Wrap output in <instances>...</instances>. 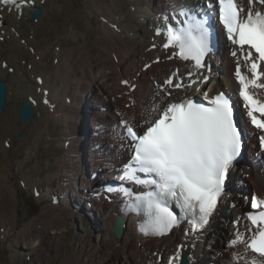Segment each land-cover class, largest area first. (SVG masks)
Returning <instances> with one entry per match:
<instances>
[{
  "label": "bare ground",
  "instance_id": "obj_1",
  "mask_svg": "<svg viewBox=\"0 0 264 264\" xmlns=\"http://www.w3.org/2000/svg\"><path fill=\"white\" fill-rule=\"evenodd\" d=\"M25 1L22 12L0 5V78L9 84L7 103L0 118V202L13 215L9 223L4 218L3 203L0 204L3 210L0 230L8 227L4 233L0 231V236L7 245L6 250H13L11 263L29 258L30 264H53L54 261H59L58 264H168V258L183 244L182 256L188 253L189 264H235L232 256L243 248H228V242L233 238L237 221L239 230L250 235L245 206L251 196L264 198V151L258 147L259 133L249 126L247 110L239 96L240 85L234 75L237 59L231 55L234 46L220 29L219 17L213 19L216 29H220L219 50L214 53L217 63L213 66L212 56L206 63V89L213 96L219 91L237 96L236 106L245 112V116L238 114V121L244 130L251 128V133L246 132L245 164L233 170L229 193L218 204L203 234L199 239L186 237L189 225L185 222L168 236H144L140 233L142 220L123 212V207L133 199L106 190L99 197L87 194L90 190L100 193L97 188L103 183L117 182L121 169L130 160L123 120L140 125L137 130L142 132L145 120L155 118L151 111L154 106L162 108L168 101L197 97L188 87L172 90L170 97L158 94L156 85L177 70L179 79L187 85L188 73H194V62L177 57L170 59L175 50L163 48L166 37L157 36L156 30H164L168 22L175 24L172 17L181 9H189V3L198 7L205 2L214 4V0H90L93 9L87 10V30L90 41L93 32L98 31L96 55L84 44L86 33L71 22L74 13L66 12L67 2L72 0ZM237 2L245 12L248 10V0ZM126 3L131 10L128 6L125 8ZM37 8L42 10V15L32 21V13ZM253 10L264 12V5L256 3ZM165 16L169 21L164 20ZM29 20L37 24L32 25ZM66 39L76 46L65 47ZM93 57L99 59L97 63ZM240 62L243 73L251 77L242 58ZM195 74L194 78H199V73ZM125 80L128 85L122 83ZM251 91L264 101V89ZM25 98L32 101L35 110L31 122L20 121L19 108ZM52 121L65 125L60 144L68 147V153L58 160V172L47 177L48 186L42 192L39 189V201L48 196L51 203L18 229L16 190L9 185L13 176L11 169L16 164V174L36 192L40 183L25 177V169L40 153ZM17 134H21L20 140L16 139ZM22 155L25 158L18 160ZM38 157L37 167L40 154ZM51 166L53 162L46 167ZM227 206L231 209L229 214L224 211ZM92 211L95 217L90 216ZM119 216L125 217V223L123 234L117 237L112 229L119 230L116 224ZM69 224L76 225L71 237ZM49 231L55 236L46 242L44 236ZM53 244L51 253L48 249ZM68 245L74 250L67 254ZM246 255L250 260L254 254L249 251Z\"/></svg>",
  "mask_w": 264,
  "mask_h": 264
},
{
  "label": "snow or ice",
  "instance_id": "obj_2",
  "mask_svg": "<svg viewBox=\"0 0 264 264\" xmlns=\"http://www.w3.org/2000/svg\"><path fill=\"white\" fill-rule=\"evenodd\" d=\"M0 2L7 5L15 4L16 0ZM248 2L246 12L237 0H214V4L206 7H216L227 40L234 46L231 55L237 58L234 75L240 85L239 96L250 125L259 133V146L264 151V101L251 91L264 89L261 82L264 81L261 68L264 65V12L253 10L256 3L264 5V0ZM172 19L175 24L168 22L164 30H156L157 36L166 37L163 48L175 50L169 58L191 60L195 68L206 69L205 58L212 51L207 13L181 9ZM164 20L169 21V17L165 16ZM241 58L251 77L241 71ZM196 75L188 73L189 83L185 85L177 70L156 85L158 94L170 97L174 89L208 82L207 77L201 81L194 78ZM122 83L128 85L126 80ZM204 95L207 96V90ZM151 111L155 118L145 120L143 132L136 130L140 125L134 126L127 120L121 122L131 156L119 177L121 181L151 190L134 197L123 187L110 186L107 191L134 199L126 208L145 218L140 227L144 236L164 237L181 224V217L170 207V202H174L183 211V221L189 225L185 236L199 239L225 192L229 169L241 155L244 129L236 119L232 100L224 92L208 99L207 105L189 98L168 101L164 107L154 106ZM250 207L253 210L247 214L250 235L239 230L237 221L233 238L228 242V248H243L233 254L235 264L240 261L264 264V198L253 196ZM183 248V244L178 246L168 258V264H181ZM249 251L254 254L250 260L246 255Z\"/></svg>",
  "mask_w": 264,
  "mask_h": 264
},
{
  "label": "rangeland",
  "instance_id": "obj_3",
  "mask_svg": "<svg viewBox=\"0 0 264 264\" xmlns=\"http://www.w3.org/2000/svg\"><path fill=\"white\" fill-rule=\"evenodd\" d=\"M127 4V3H126ZM51 5V4H49ZM67 11L66 12H71L74 13V16L71 18V22L75 24V27L82 29L83 32L86 33V37L84 40V44H86L88 46V50L92 53V54H97V50H99L97 43L95 44V42L100 40V37L98 35V31H94L92 36H91V41H90V34L89 31L87 30L88 28V15H87V10H91L93 9V4L90 0H72V1H68L67 2ZM128 6V7H127ZM127 7V9L131 10L132 7L127 4L125 6V8ZM87 18V19H86ZM29 22L32 25H36L37 23L33 24L30 20ZM5 25L8 27L9 22L7 19H5ZM0 26H2L1 24V20H0ZM42 25H40L41 28ZM90 42L92 43L90 45ZM72 44L73 46H76L75 44L71 43L70 40L66 39V44ZM93 47V51L91 50ZM99 59H96L95 57H93V62L97 63ZM4 80V79H2ZM6 81V80H4ZM7 82V81H6ZM8 83V82H7ZM9 85V84H8ZM15 89H12V92H14ZM16 106H13V108ZM58 124V125H57ZM65 130V125L61 124V123H57L56 121H52L50 124V128L48 131V134H46V136L43 139V143L41 144V151H40V160H39V167L38 166V156L36 158L33 159V161L29 164V166L26 167L25 169V177H31L33 179V181L38 180L40 184H38V188L36 190V192H34L32 190V187H27L25 185V182L23 181V177L20 176L19 174H16V164L12 167V175L10 177V181H9V185L12 187V189L16 190V198H17V206H18V218H17V225H18V229H20L23 225L24 222H26L29 219L35 218L36 216H38L42 210L47 207L50 203H51V199L50 197H44L41 201H39V197L41 195V192L43 189H45L48 186V180L47 177L49 175H54L55 173L58 172L59 170V165H57V162L59 159H63L67 152V146H62V139H63V135L61 134V132ZM20 133V132H19ZM50 133V134H49ZM61 142V144H60ZM260 148V147H259ZM23 156V157H22ZM21 158L19 159V157L17 158L18 160H23V158H25V155H22ZM2 160V158H1ZM16 160V161H18ZM37 162H36V161ZM50 162H53V166H51L49 169L48 167H46L47 165H49ZM33 163V164H32ZM36 166H35V165ZM244 165V163H242ZM37 167V168H36ZM32 168V170H31ZM36 168V169H35ZM29 171V172H28ZM18 175V176H17ZM24 185V186H23ZM29 189V190H28ZM31 189V190H30ZM41 189V192L40 190ZM95 189V188H94ZM98 189V188H97ZM40 192V193H39ZM87 194H89V197H94L96 196L93 191H88ZM91 195V196H90ZM227 196V195H226ZM226 199V198H225ZM243 201V198H241V203ZM249 200H246V206H245V210L248 209L249 207ZM3 203L4 209H5V203L4 202H0V204ZM244 203V201H243ZM81 209L83 208V205H81L80 207ZM230 207H225L224 211L227 212V214H229L230 211ZM3 211V210H2ZM0 210V214L3 213ZM4 218L6 220H8L9 223L12 222V213L10 211L9 208H6L4 210ZM90 216L95 217L96 215L94 214V211H92V213L90 214ZM25 220V221H24ZM78 222V221H77ZM78 226V225H77ZM76 227L73 226L72 224H69L67 226L68 230L70 231L69 233V237H71L74 234V228ZM16 228V227H15ZM8 229V227H4L2 228L0 231L2 233H4L6 230ZM210 232H212L210 234ZM209 232V235L212 237V234H214L213 230ZM52 236H55L53 231H49L45 233V241H51ZM50 243V242H48ZM42 247H44V243L40 244ZM46 245V244H45ZM52 249H50L49 247V251L51 253H53V248L55 246V244L51 245ZM6 243L3 240V238L0 236V257L2 259V264H13L11 263L10 259V254L13 250H11V252H9L10 250H6ZM45 248L47 249L48 247L45 246ZM65 250V249H64ZM74 250V248L71 245H68L67 247V254L71 253ZM52 255V254H51ZM59 261H54L53 264H58ZM17 264H30L29 258H25V260L23 261V259H21V261H18Z\"/></svg>",
  "mask_w": 264,
  "mask_h": 264
},
{
  "label": "water",
  "instance_id": "obj_4",
  "mask_svg": "<svg viewBox=\"0 0 264 264\" xmlns=\"http://www.w3.org/2000/svg\"><path fill=\"white\" fill-rule=\"evenodd\" d=\"M42 15V10H36L32 15V20L37 21ZM7 92H8V85L5 81L1 80L0 78V118L3 115L5 105L7 103ZM19 115L21 122H31L32 118L35 117V110L32 108V103L29 98H25L23 103L20 105L19 108ZM22 138L21 134H17L16 139L20 140ZM118 225V223H116ZM113 232L117 234L118 237L122 235V230H116L113 228ZM186 257L184 258V263L187 264Z\"/></svg>",
  "mask_w": 264,
  "mask_h": 264
}]
</instances>
